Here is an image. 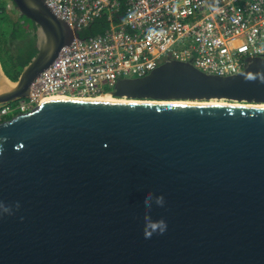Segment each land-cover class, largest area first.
Listing matches in <instances>:
<instances>
[{"label": "water", "instance_id": "obj_1", "mask_svg": "<svg viewBox=\"0 0 264 264\" xmlns=\"http://www.w3.org/2000/svg\"><path fill=\"white\" fill-rule=\"evenodd\" d=\"M0 105L79 37L44 0ZM120 103L51 100L0 123V264H264V58L232 76L168 60L120 79ZM225 104H162V101ZM162 198V203L157 200Z\"/></svg>", "mask_w": 264, "mask_h": 264}, {"label": "built area", "instance_id": "obj_2", "mask_svg": "<svg viewBox=\"0 0 264 264\" xmlns=\"http://www.w3.org/2000/svg\"><path fill=\"white\" fill-rule=\"evenodd\" d=\"M56 17L80 32L107 16L110 28L75 37L32 84L30 95L0 105V123L53 96L97 98L120 79L147 76L167 62L190 63L211 75L232 76L246 59L264 58V0H44Z\"/></svg>", "mask_w": 264, "mask_h": 264}, {"label": "trees", "instance_id": "obj_3", "mask_svg": "<svg viewBox=\"0 0 264 264\" xmlns=\"http://www.w3.org/2000/svg\"><path fill=\"white\" fill-rule=\"evenodd\" d=\"M119 1L122 7L113 18L116 22L121 20L125 12L126 0ZM11 14L6 3L0 1V60L6 76L16 82L23 68L36 55V27L25 17L19 16L14 19ZM27 24L33 26L27 27ZM109 28L110 21L107 16H103L84 28L80 32V37H95L105 33Z\"/></svg>", "mask_w": 264, "mask_h": 264}, {"label": "bare ground", "instance_id": "obj_4", "mask_svg": "<svg viewBox=\"0 0 264 264\" xmlns=\"http://www.w3.org/2000/svg\"><path fill=\"white\" fill-rule=\"evenodd\" d=\"M51 100H81V101H102V102H120V103H140V102H155V101H146V100H127L126 98L120 99V98H116L114 96H112L111 94H104L101 95L97 98H67V97H63V96H53L51 98H47L45 99V101H51ZM158 103H162V104H175V103H182V104H206V105H210V104H229V103H225L224 101H204V102H197V101H162V102H158Z\"/></svg>", "mask_w": 264, "mask_h": 264}, {"label": "rangeland", "instance_id": "obj_5", "mask_svg": "<svg viewBox=\"0 0 264 264\" xmlns=\"http://www.w3.org/2000/svg\"><path fill=\"white\" fill-rule=\"evenodd\" d=\"M0 1H3V2H5L6 3V5H7V9L10 11V12H12V17L14 18V19H17L19 16H20V14H19V12H18V10L16 9V7L12 4V1L11 0H0ZM27 27H31V26H33V25H31V24H27L26 25ZM21 32V31H20ZM22 33V32H21ZM123 99V98H122Z\"/></svg>", "mask_w": 264, "mask_h": 264}, {"label": "clouds", "instance_id": "obj_6", "mask_svg": "<svg viewBox=\"0 0 264 264\" xmlns=\"http://www.w3.org/2000/svg\"><path fill=\"white\" fill-rule=\"evenodd\" d=\"M157 203H162V198H159V199L157 200Z\"/></svg>", "mask_w": 264, "mask_h": 264}]
</instances>
